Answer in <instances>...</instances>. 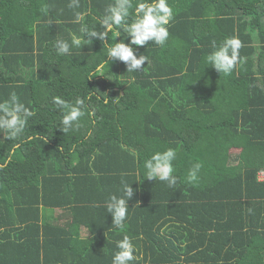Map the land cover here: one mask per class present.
<instances>
[{"label": "trees", "instance_id": "16d2710c", "mask_svg": "<svg viewBox=\"0 0 264 264\" xmlns=\"http://www.w3.org/2000/svg\"><path fill=\"white\" fill-rule=\"evenodd\" d=\"M69 2L0 0V101L15 92L34 113L21 140L0 133V264H112L125 234L132 264H264V0H169V39L134 45L148 63L133 73L107 56L108 40L128 42L123 33L57 54L58 39L83 37L77 12L101 31L114 0ZM233 35L244 63L225 76L203 57ZM27 67L36 74L26 81ZM55 96L84 98L93 114L63 133ZM169 147L174 188L144 178V160ZM122 179L134 189L125 232L104 207Z\"/></svg>", "mask_w": 264, "mask_h": 264}, {"label": "clouds", "instance_id": "9594fccd", "mask_svg": "<svg viewBox=\"0 0 264 264\" xmlns=\"http://www.w3.org/2000/svg\"><path fill=\"white\" fill-rule=\"evenodd\" d=\"M80 0H70L69 8H79ZM42 11L48 14L47 7ZM84 16L77 12L75 22L80 23V31L83 37L73 36L71 44L63 39L55 42V50L60 56H68L71 54V48L74 46L80 48L82 41H91L92 38H98L102 42L109 38V33H114L116 37L124 34L126 38H130L127 43L124 39L116 40L114 44L107 46V56L112 62L120 61L126 65V71L133 73L141 71L145 68V62L148 58L144 55H137L133 46H144L149 41L157 46H165L169 39V27L174 19V9L169 0H114L105 9L99 24L102 26L101 31H97L96 27H89L86 23H82ZM87 36L88 39L84 37ZM244 47L242 40L238 36H225L217 45L214 43L213 51L203 57V63L211 66L220 74L225 76L231 75L233 71L244 63V58L240 54V49ZM106 62H109L106 60ZM101 68L103 65L100 66ZM53 104L57 106L61 112L59 129L63 133H68L81 126V119L88 112L85 99L78 97L72 103L60 96L53 97ZM34 115L33 111L20 102L16 93L9 94L7 99L0 101V133H4L6 138L11 141H19L25 137L26 129L29 126V120ZM30 139V137H28ZM19 144H15L13 152ZM177 150L174 148H166L163 151L153 153L143 162L144 178L149 180L160 181L167 184L169 188L176 187L178 177L175 173L174 162L177 160ZM9 160L5 163L10 162ZM4 164H0V169ZM202 164L195 162L188 170L186 182L196 186L200 180ZM264 170L257 172V179L264 181ZM120 195H111L104 203L106 212L111 214L112 225L119 232H125L126 220L128 217L129 205L128 201L134 196V189L131 183L121 180L119 189ZM116 251L112 257V264H132L136 259L135 253L137 248L132 239L125 234L122 239L116 242Z\"/></svg>", "mask_w": 264, "mask_h": 264}, {"label": "crops", "instance_id": "0c3cea01", "mask_svg": "<svg viewBox=\"0 0 264 264\" xmlns=\"http://www.w3.org/2000/svg\"><path fill=\"white\" fill-rule=\"evenodd\" d=\"M29 69V67H27V70ZM233 156L236 154V152H235V150L234 149H232L231 150V152H230ZM79 171H81V168L79 169ZM77 178L76 179H74V180H77L78 179V184H77V190H78V186H79V182L80 181H82L83 180V175H82V173L80 172V173H78V175H75ZM73 180V181H74ZM87 185H89L91 188H103L104 186H107L106 184H100L99 185V187H96V183L95 182H86V186ZM73 187H75L74 185H73ZM81 189V188H80ZM71 191H74V190H71ZM262 209H259L258 211H261ZM65 210H64V208H62L61 206H56V207H54L53 208V214L55 215V216H59L60 214L62 215L63 214V212H64ZM258 211H255V212H258ZM264 215V214H263ZM82 234H83V232H82Z\"/></svg>", "mask_w": 264, "mask_h": 264}, {"label": "rangeland", "instance_id": "374dc122", "mask_svg": "<svg viewBox=\"0 0 264 264\" xmlns=\"http://www.w3.org/2000/svg\"><path fill=\"white\" fill-rule=\"evenodd\" d=\"M36 74V67L33 68H29L27 70V72L23 75L24 79L27 81L30 77L35 76ZM122 79H126V77H124V75H122ZM121 93V91H119V94Z\"/></svg>", "mask_w": 264, "mask_h": 264}, {"label": "built area", "instance_id": "2783aa9c", "mask_svg": "<svg viewBox=\"0 0 264 264\" xmlns=\"http://www.w3.org/2000/svg\"><path fill=\"white\" fill-rule=\"evenodd\" d=\"M263 173V178H264V172H262Z\"/></svg>", "mask_w": 264, "mask_h": 264}]
</instances>
